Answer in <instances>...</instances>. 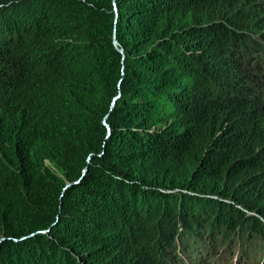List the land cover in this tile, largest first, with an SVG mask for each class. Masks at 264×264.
I'll use <instances>...</instances> for the list:
<instances>
[{
	"label": "trees",
	"instance_id": "obj_1",
	"mask_svg": "<svg viewBox=\"0 0 264 264\" xmlns=\"http://www.w3.org/2000/svg\"><path fill=\"white\" fill-rule=\"evenodd\" d=\"M231 251L264 255V0H0V264Z\"/></svg>",
	"mask_w": 264,
	"mask_h": 264
},
{
	"label": "rangeland",
	"instance_id": "obj_2",
	"mask_svg": "<svg viewBox=\"0 0 264 264\" xmlns=\"http://www.w3.org/2000/svg\"><path fill=\"white\" fill-rule=\"evenodd\" d=\"M225 242V241H224ZM222 248H225V247H222V246H220V247H218V249L217 250H215V257H213V259H215L214 261H216L217 260V258H219V256L221 255V250H222ZM233 251H231V254L229 255L230 256V258L228 259V260H224V261H226V263L227 264H232L233 263V261H234V259L235 258H233ZM221 261V260H220ZM223 262V261H222ZM221 262V263H222ZM246 262H247V260H246ZM245 262V263H246ZM252 262V264H264V255L263 256H258V259H256V258H254L253 259V261H251ZM251 262H248V264H250ZM187 264H190V263H188L187 262ZM224 264V263H223Z\"/></svg>",
	"mask_w": 264,
	"mask_h": 264
},
{
	"label": "water",
	"instance_id": "obj_3",
	"mask_svg": "<svg viewBox=\"0 0 264 264\" xmlns=\"http://www.w3.org/2000/svg\"><path fill=\"white\" fill-rule=\"evenodd\" d=\"M114 44L116 45V42H114Z\"/></svg>",
	"mask_w": 264,
	"mask_h": 264
}]
</instances>
